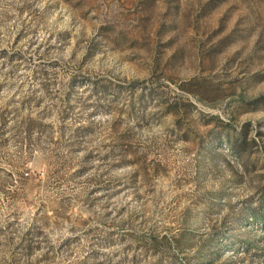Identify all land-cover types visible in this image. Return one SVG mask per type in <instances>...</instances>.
Here are the masks:
<instances>
[{
  "label": "rangeland",
  "instance_id": "obj_1",
  "mask_svg": "<svg viewBox=\"0 0 264 264\" xmlns=\"http://www.w3.org/2000/svg\"><path fill=\"white\" fill-rule=\"evenodd\" d=\"M0 264H264V0H0Z\"/></svg>",
  "mask_w": 264,
  "mask_h": 264
}]
</instances>
